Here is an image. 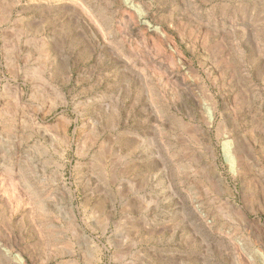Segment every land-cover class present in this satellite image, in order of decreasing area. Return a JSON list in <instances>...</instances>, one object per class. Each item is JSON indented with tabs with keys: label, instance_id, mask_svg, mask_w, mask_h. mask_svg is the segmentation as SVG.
<instances>
[{
	"label": "rangeland",
	"instance_id": "374dc122",
	"mask_svg": "<svg viewBox=\"0 0 264 264\" xmlns=\"http://www.w3.org/2000/svg\"><path fill=\"white\" fill-rule=\"evenodd\" d=\"M133 1L0 0V264H264V0Z\"/></svg>",
	"mask_w": 264,
	"mask_h": 264
},
{
	"label": "bare ground",
	"instance_id": "6f19581e",
	"mask_svg": "<svg viewBox=\"0 0 264 264\" xmlns=\"http://www.w3.org/2000/svg\"><path fill=\"white\" fill-rule=\"evenodd\" d=\"M136 1V0H135ZM137 2V1H136ZM134 2L133 0H125V4L126 6L128 7V9L132 10V11H136V12H139V15H142L141 11L139 10V6L137 5V3ZM140 19L142 20L143 19V16L140 17ZM143 21V20H142ZM147 26V25H146ZM149 28V27H148ZM144 29V28H143ZM145 30V29H144ZM147 31V29H146ZM138 32V30H137ZM139 33V32H138ZM141 33V32H140ZM143 34H145V32H143ZM228 150V149H226ZM225 155H226V159L228 162H232V157L230 156L229 152H225ZM0 168H2V165H0Z\"/></svg>",
	"mask_w": 264,
	"mask_h": 264
}]
</instances>
